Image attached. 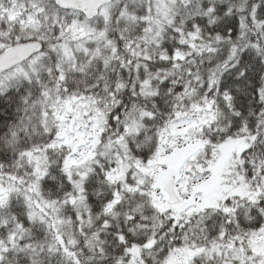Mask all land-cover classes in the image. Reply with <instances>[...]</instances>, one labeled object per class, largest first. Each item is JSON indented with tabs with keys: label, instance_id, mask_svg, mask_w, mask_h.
I'll list each match as a JSON object with an SVG mask.
<instances>
[{
	"label": "snow or ice",
	"instance_id": "1",
	"mask_svg": "<svg viewBox=\"0 0 264 264\" xmlns=\"http://www.w3.org/2000/svg\"><path fill=\"white\" fill-rule=\"evenodd\" d=\"M0 264H264V0H0Z\"/></svg>",
	"mask_w": 264,
	"mask_h": 264
}]
</instances>
